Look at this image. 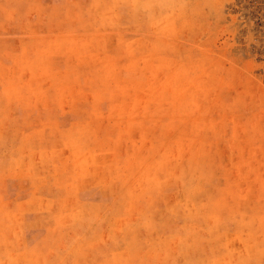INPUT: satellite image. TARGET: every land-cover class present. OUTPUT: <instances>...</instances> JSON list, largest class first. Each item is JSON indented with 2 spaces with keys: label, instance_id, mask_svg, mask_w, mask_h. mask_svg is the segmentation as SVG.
<instances>
[{
  "label": "rangeland",
  "instance_id": "1",
  "mask_svg": "<svg viewBox=\"0 0 264 264\" xmlns=\"http://www.w3.org/2000/svg\"><path fill=\"white\" fill-rule=\"evenodd\" d=\"M0 264H264V0H0Z\"/></svg>",
  "mask_w": 264,
  "mask_h": 264
}]
</instances>
